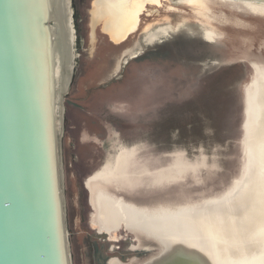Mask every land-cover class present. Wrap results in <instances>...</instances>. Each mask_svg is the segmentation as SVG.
Returning <instances> with one entry per match:
<instances>
[{
	"label": "water",
	"instance_id": "obj_1",
	"mask_svg": "<svg viewBox=\"0 0 264 264\" xmlns=\"http://www.w3.org/2000/svg\"><path fill=\"white\" fill-rule=\"evenodd\" d=\"M244 1L0 0V264H94L59 94L117 127L90 223L155 238L145 264H264V4Z\"/></svg>",
	"mask_w": 264,
	"mask_h": 264
},
{
	"label": "rangeland",
	"instance_id": "obj_2",
	"mask_svg": "<svg viewBox=\"0 0 264 264\" xmlns=\"http://www.w3.org/2000/svg\"><path fill=\"white\" fill-rule=\"evenodd\" d=\"M59 97L62 130L72 141L67 143L72 147L67 155L74 157L69 167L80 193L78 224L87 240L96 244L94 264H145L157 258L161 246L143 230L125 224L122 230L108 234L100 225L90 223L96 213L86 182L107 173L115 162L117 127L110 117L72 102L63 94Z\"/></svg>",
	"mask_w": 264,
	"mask_h": 264
},
{
	"label": "bare ground",
	"instance_id": "obj_3",
	"mask_svg": "<svg viewBox=\"0 0 264 264\" xmlns=\"http://www.w3.org/2000/svg\"><path fill=\"white\" fill-rule=\"evenodd\" d=\"M264 1V0H263ZM263 1H260V0H247V1H244V2H248V3H253V4H264ZM236 2H241V1H236ZM242 2V3H244ZM62 94H59V96H61Z\"/></svg>",
	"mask_w": 264,
	"mask_h": 264
},
{
	"label": "flooded vegetation",
	"instance_id": "obj_4",
	"mask_svg": "<svg viewBox=\"0 0 264 264\" xmlns=\"http://www.w3.org/2000/svg\"><path fill=\"white\" fill-rule=\"evenodd\" d=\"M87 190V189H86ZM87 192H88V190H87ZM89 193V192H88ZM88 198V197H87Z\"/></svg>",
	"mask_w": 264,
	"mask_h": 264
}]
</instances>
